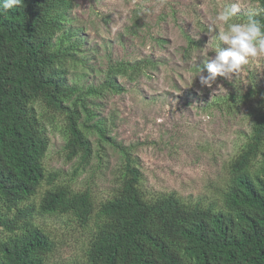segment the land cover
<instances>
[{
    "label": "rangeland",
    "instance_id": "374dc122",
    "mask_svg": "<svg viewBox=\"0 0 264 264\" xmlns=\"http://www.w3.org/2000/svg\"><path fill=\"white\" fill-rule=\"evenodd\" d=\"M232 4L240 8L238 22L259 9L254 0L73 1L65 23L71 36L63 44L73 41L78 46L64 62L69 84L82 91L97 87L118 62L150 58L155 67L134 79L115 76L119 91L87 96L89 120L78 107L91 145V156L83 163L79 155L66 156L64 114L40 101L32 104L48 146L42 159L45 179L25 203L34 207L32 222L53 240L46 264H83L95 224L82 225L68 212H40L45 190L56 185L87 190L97 206L120 185L126 151L141 172L146 198L174 193L190 205L221 207L229 164L264 107V54L250 57L229 79L218 76L212 88L195 77L197 66L206 62L205 53L214 56L220 43L215 37L225 25L215 20L217 13ZM96 122L114 142L100 137Z\"/></svg>",
    "mask_w": 264,
    "mask_h": 264
},
{
    "label": "trees",
    "instance_id": "16d2710c",
    "mask_svg": "<svg viewBox=\"0 0 264 264\" xmlns=\"http://www.w3.org/2000/svg\"><path fill=\"white\" fill-rule=\"evenodd\" d=\"M73 1L22 0L12 9L0 8V264H46L54 249L49 234L32 222L33 205L25 203L45 179L48 146L32 104L40 101L64 114L66 156L79 155L83 163L91 145L78 107L89 120L87 96L119 91L115 76L134 79L155 67L150 58L118 62L97 87L82 91L69 84L64 62L78 46L63 44L71 36L65 23ZM254 1L264 8V0ZM256 18L264 22V14ZM93 126L102 139L114 142L103 125ZM263 143L264 107L229 164L221 207L190 205L174 193L146 198L141 172L126 151L120 185L97 206L89 191L56 185L45 190L38 209L95 224L83 264H264Z\"/></svg>",
    "mask_w": 264,
    "mask_h": 264
},
{
    "label": "clouds",
    "instance_id": "9594fccd",
    "mask_svg": "<svg viewBox=\"0 0 264 264\" xmlns=\"http://www.w3.org/2000/svg\"><path fill=\"white\" fill-rule=\"evenodd\" d=\"M21 3L22 0H0V8L9 10ZM239 10L236 4L225 5L215 17L225 28L216 34L220 43L214 49V56L208 58L206 52L204 66H197L195 77H199L204 87L212 88L218 76L229 79L248 65L250 57L264 54V22L256 18L264 14V8H253L246 19L238 22ZM210 30L216 31L215 28Z\"/></svg>",
    "mask_w": 264,
    "mask_h": 264
}]
</instances>
